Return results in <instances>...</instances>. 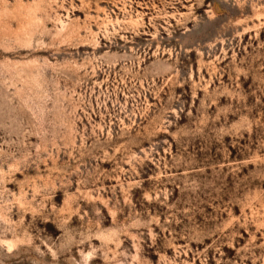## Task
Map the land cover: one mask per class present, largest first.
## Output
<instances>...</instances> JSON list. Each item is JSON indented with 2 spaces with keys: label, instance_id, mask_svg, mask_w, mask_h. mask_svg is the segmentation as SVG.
Segmentation results:
<instances>
[{
  "label": "rangeland",
  "instance_id": "rangeland-1",
  "mask_svg": "<svg viewBox=\"0 0 264 264\" xmlns=\"http://www.w3.org/2000/svg\"><path fill=\"white\" fill-rule=\"evenodd\" d=\"M0 264H264V0H0Z\"/></svg>",
  "mask_w": 264,
  "mask_h": 264
}]
</instances>
